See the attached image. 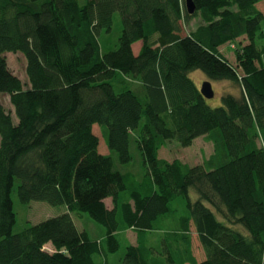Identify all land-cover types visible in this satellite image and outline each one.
Wrapping results in <instances>:
<instances>
[{
  "label": "trees",
  "instance_id": "obj_1",
  "mask_svg": "<svg viewBox=\"0 0 264 264\" xmlns=\"http://www.w3.org/2000/svg\"><path fill=\"white\" fill-rule=\"evenodd\" d=\"M194 3L190 15L185 0H0V94L17 119L0 104V264H97L96 256L120 250L123 229H135L139 241L122 264H264V0ZM117 14L114 46L106 38ZM193 19L201 23L185 32ZM8 52L25 56L27 89L8 68ZM194 71L232 82L239 96L227 93L212 108ZM94 125L121 164L131 163L137 136L149 183L135 181L140 188L127 200L135 177L99 152ZM203 136L216 151L204 165L159 157L169 142L187 148ZM16 181L21 203L68 212L13 233ZM85 213L106 229L103 241L77 228L72 214ZM192 223L207 257L201 263ZM163 224L170 230L157 250L142 234Z\"/></svg>",
  "mask_w": 264,
  "mask_h": 264
},
{
  "label": "rangeland",
  "instance_id": "obj_2",
  "mask_svg": "<svg viewBox=\"0 0 264 264\" xmlns=\"http://www.w3.org/2000/svg\"><path fill=\"white\" fill-rule=\"evenodd\" d=\"M84 0H81L83 2ZM117 22L115 23L113 27V32L109 35H107L106 39H110L113 43L114 46L118 44V38L121 36V23H120V16L117 14ZM201 23L199 19H193L191 23L185 27V32H188L190 29H194L196 26H198ZM239 41H242L244 45H247L249 42L246 37H242L239 39ZM229 46H224L223 49H226ZM112 49L108 50L111 51ZM226 52L229 54L230 57H233V51L231 50H226ZM4 56L6 57L8 68L12 73H14L16 76L20 78V80L23 83V86L25 89L30 87L29 79L26 73V67H27V62L25 59V56L21 53H5ZM234 61V60H231ZM202 77H205V81L208 79L204 74L200 71H195L192 73V80H194L196 83L199 80H202ZM202 81L199 85L201 88L202 84L205 82ZM212 86L214 88L215 96L211 100H207V103L212 107V108H218L222 106V96L229 93L233 94L235 96H239L240 90L239 88L235 85L232 84L230 81H211ZM117 90H120L117 88ZM0 104L3 105L8 111L12 112V115L15 119V112L14 108L10 102V96L7 94H0ZM144 124V122L142 123ZM93 132L94 134L99 138L100 145H99V152L103 155H108L111 154L113 159L116 161L117 164V169L123 173H133L136 175H141L145 172L144 165H143V158L141 151L139 150L138 144L136 143L137 136L132 135L131 140H130V153L132 156V161L129 164H121L118 161V156L116 153L109 151L106 140H104V137L102 135V131L98 125H94L93 127ZM259 145L263 146V141L262 138H259ZM215 146L214 143L208 139V137L203 136L202 138H199L196 140L192 146L183 148L178 142H169L165 147H163L159 151V157L161 159H166L170 161L174 160H180L184 164L194 167L198 165H204L209 159H211L215 155ZM136 180L134 178H128L127 184L129 187V190L126 193H123L122 197L124 200L128 199V194L130 190H135L140 188L135 183ZM140 183L144 182V186H147L149 181L143 180L138 181ZM17 186H18V181H16L15 187L12 192V200L14 203V211L16 213V224L13 229V233H19L26 229L29 225L32 224H38L40 222H43L45 220H48L49 218L56 217L60 214H63L66 210V206H51L47 204L46 202H39V201H32L28 204H23L19 200L18 194H17ZM193 198H196L195 194H192ZM110 201V200H108ZM174 205V204H173ZM207 206H209L215 213L216 215L222 219L221 215L219 214V210L215 207H213L211 204L207 203ZM73 219L75 221V224L77 228L80 231H87L89 235L93 239H102L106 236V229L95 222L93 219L90 218L88 214H72ZM172 226V225H170ZM169 227L166 226V224H163L160 226V231L158 232H152L148 233V237H152V235H156L159 239L158 244H154L157 248V250H162L163 245H162V240L161 238L166 237L170 229H167ZM195 226L191 225V250L194 259H196V263H201L206 260V254L204 251V248L199 240V236L196 232ZM237 229L239 231H243L246 233L243 227L240 225H237ZM119 243L121 245L120 250L116 254L111 255V264H122V259L124 258L126 248H127V241L126 238L122 235L118 237ZM99 256H96V262L99 264ZM165 257V256H164ZM163 257V258H164ZM165 261V259H164ZM165 264H169L167 260L164 262Z\"/></svg>",
  "mask_w": 264,
  "mask_h": 264
},
{
  "label": "crops",
  "instance_id": "obj_3",
  "mask_svg": "<svg viewBox=\"0 0 264 264\" xmlns=\"http://www.w3.org/2000/svg\"><path fill=\"white\" fill-rule=\"evenodd\" d=\"M141 49H142V42H136V43H134L133 44V46H132V50H133V54L135 55V56H138L139 54H140V51H141ZM226 50H228V48H226V49H223V47L221 48V52L223 53V54H225L226 55V57L229 59V60H234V56L233 57H230L229 56V54L226 52ZM195 72V71H194ZM192 73L193 72H191L190 73V78L191 79H193L192 78ZM205 76V75H204ZM194 81V80H193ZM202 81H205V77H202V80H200V82H199V80L197 81V83L195 82V84L197 85V87L200 89V87H199V85H200V83L202 82ZM200 138H202V137H200ZM199 138H197L196 140H198ZM195 140V141H196ZM194 141V142H195ZM166 160V159H165ZM167 161H169V162H172V161H170V160H167ZM126 174H128V173H126ZM130 174H132V175H134V177H135V180L136 181H140V180H143L144 178H145V172L143 173V174H141V175H136V174H133V173H130ZM108 200H110V201H108ZM105 204H106V206L109 208V209H112L113 207H114V204H113V201H112V198H108V199H106L105 200ZM66 212H68V210H67V208H66V210H65V212L64 213H66ZM193 230H195L194 228H193ZM156 232H158V231H156ZM148 233H152V232H148ZM147 232H145V233H143L142 234V237L144 236V234H148ZM120 235H122V236H124L125 238H126V243H127V245H133V246H136L137 244H138V241H139V238H138V233L135 231V229H123V230H121V231H119L118 233H117V237H120ZM106 237V236H105ZM105 237L104 238H102V239H97L98 241H103L104 239H105ZM158 241H159V239H158V237L156 236V235H152V237H148V235H147V240H146V243L148 244V245H151L152 247H156L154 244H158ZM154 243V244H153ZM46 249L48 250V251H50V252H53V250H54V248L52 247V245L51 244H48L47 246H46ZM98 259H99V264H111L110 262H111V255H106L105 253H102L101 255H99V257H98ZM97 263V262H96ZM98 264V263H97Z\"/></svg>",
  "mask_w": 264,
  "mask_h": 264
},
{
  "label": "water",
  "instance_id": "obj_4",
  "mask_svg": "<svg viewBox=\"0 0 264 264\" xmlns=\"http://www.w3.org/2000/svg\"><path fill=\"white\" fill-rule=\"evenodd\" d=\"M186 4V9L190 15L195 14L196 12V6L194 3V0H185ZM200 93L201 95L206 99V100H211L215 96L214 88L212 86V82L207 80L205 81L201 88H200Z\"/></svg>",
  "mask_w": 264,
  "mask_h": 264
}]
</instances>
